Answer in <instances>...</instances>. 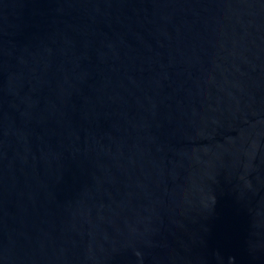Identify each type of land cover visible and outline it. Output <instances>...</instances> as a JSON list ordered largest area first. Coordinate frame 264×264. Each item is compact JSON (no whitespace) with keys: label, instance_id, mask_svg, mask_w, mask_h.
Listing matches in <instances>:
<instances>
[{"label":"water","instance_id":"water-1","mask_svg":"<svg viewBox=\"0 0 264 264\" xmlns=\"http://www.w3.org/2000/svg\"><path fill=\"white\" fill-rule=\"evenodd\" d=\"M0 264H264V0H0Z\"/></svg>","mask_w":264,"mask_h":264}]
</instances>
